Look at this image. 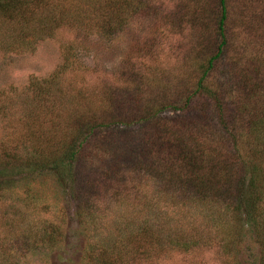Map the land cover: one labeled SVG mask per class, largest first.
Returning <instances> with one entry per match:
<instances>
[{"label":"trees","instance_id":"16d2710c","mask_svg":"<svg viewBox=\"0 0 264 264\" xmlns=\"http://www.w3.org/2000/svg\"><path fill=\"white\" fill-rule=\"evenodd\" d=\"M140 2L0 0V52L32 51L64 28L112 39ZM199 2L193 60L173 81L149 80L140 66L99 85L68 81L71 46L45 86L0 94V264H53L52 254L63 264H166L209 249L222 264H264V78L246 80L238 60L218 76L230 3ZM163 142L181 160L159 159ZM48 185L55 201L40 207Z\"/></svg>","mask_w":264,"mask_h":264},{"label":"rangeland","instance_id":"374dc122","mask_svg":"<svg viewBox=\"0 0 264 264\" xmlns=\"http://www.w3.org/2000/svg\"><path fill=\"white\" fill-rule=\"evenodd\" d=\"M133 1V0H132ZM212 0H141L139 9L131 22L112 39H99L89 30L77 31L76 28H64L55 37L40 41L34 50L25 53L0 52V94L16 89L21 98L30 96L31 82L45 86L50 76L68 57L71 46L77 55L71 57L67 72L68 81L81 80L90 85L105 78H128L139 66L142 74L158 82L175 80L180 65H189L193 60V49L199 38L195 30L193 16L200 2ZM230 3L229 51L220 62L219 77H227L233 62L242 63L247 79L261 83L264 78V0H228ZM205 4V5H204ZM207 8V6H206ZM135 64V65H134ZM241 64V65H242ZM188 73V71H187ZM22 93V94H21ZM133 136L137 134H131ZM87 155H93L86 152ZM161 160H181L175 148L161 143L156 153ZM49 184V183H48ZM84 188L90 190V185ZM44 201L53 203L51 187ZM88 197L89 192H85ZM0 201V207L4 206ZM74 201L67 203L71 214ZM41 213L43 218L49 213H42L34 208V213ZM30 214L33 215L32 212ZM31 217V216H30ZM71 227L76 222L71 221ZM72 233H70V236ZM69 255L74 259L81 240L78 237L67 239ZM70 247V248H69ZM243 257V256H242ZM222 256L215 250H207L199 258L193 255H173L166 264H222ZM53 264H63L52 254ZM35 264H44L36 259Z\"/></svg>","mask_w":264,"mask_h":264}]
</instances>
